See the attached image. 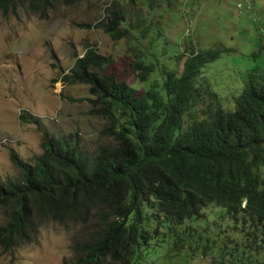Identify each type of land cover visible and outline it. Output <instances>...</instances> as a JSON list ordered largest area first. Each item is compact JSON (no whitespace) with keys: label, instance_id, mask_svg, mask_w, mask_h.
<instances>
[{"label":"trees","instance_id":"1","mask_svg":"<svg viewBox=\"0 0 264 264\" xmlns=\"http://www.w3.org/2000/svg\"><path fill=\"white\" fill-rule=\"evenodd\" d=\"M56 1L0 0V12L18 3L45 18ZM180 4L109 0L97 24L83 25L124 48L135 81L108 73L111 57L91 47L75 57L59 81L88 86V113L104 118L109 142L86 155L76 134L44 133L33 164L9 151L17 176L0 183L1 251L31 244L51 221L74 228L64 264H138L163 247L264 264V63L241 77L233 106L201 77L228 50L184 46L175 70L160 64L154 20L168 12L174 24L162 29L176 31L192 15Z\"/></svg>","mask_w":264,"mask_h":264},{"label":"rangeland","instance_id":"2","mask_svg":"<svg viewBox=\"0 0 264 264\" xmlns=\"http://www.w3.org/2000/svg\"><path fill=\"white\" fill-rule=\"evenodd\" d=\"M179 1V9L184 7L182 2L186 3L195 16L186 22L178 21L176 31L175 28L162 29L166 23L174 24L168 12L165 18L157 17L154 21H159L153 22V28L161 23L162 35H154L153 54L160 64L175 70L184 46H193L195 51L228 50L208 63L201 77L224 101L229 100L225 105L233 106L230 96L239 94L241 77L264 63V0H249L253 11L243 10L241 14L237 8L241 0ZM108 4L109 0L80 3L57 0L45 18L18 3L14 10L7 8V14L0 12V183L17 176L9 151L33 164L42 152L40 144L45 132L53 137L76 134L86 155H91L97 145L109 142L104 137V118L88 113V86L63 85L59 81L74 64L75 57L91 47L98 54L111 57L108 73L129 85L134 83L136 74L127 71V59L131 57L125 56L124 48L102 30L83 27L97 24ZM153 13L156 12L153 10ZM190 21H193V34L186 43L183 36ZM32 118L36 122H30ZM3 223L0 211V226ZM73 229L68 227L65 231L49 221L40 228L37 239L31 244L11 254L0 250V264L70 263ZM209 254L195 249L194 253L176 255L163 247L144 253L138 264H213L212 260H217Z\"/></svg>","mask_w":264,"mask_h":264},{"label":"clouds","instance_id":"3","mask_svg":"<svg viewBox=\"0 0 264 264\" xmlns=\"http://www.w3.org/2000/svg\"><path fill=\"white\" fill-rule=\"evenodd\" d=\"M183 6H184V4H182ZM185 8H187L186 6H184V10L186 11V12H191V16L189 17V19H193L194 18V16H195V13L193 12V11H191L190 9H185ZM237 8H238V10H240L239 11V14H241L242 13V11L243 10H246V11H249V12H252L253 11V7H252V4H251V2L249 1V0H241V2H239L238 4H237ZM189 19H187L186 21H188ZM185 21V22H186ZM192 26H193V21H190V22H187V28L185 29V31H184V36H183V39H185L186 40V42H188V41H190L191 40V36H192V34H193V31H192ZM157 28L159 29V27H155L154 29L155 30H157ZM263 32H264V30H262ZM155 35V34H154ZM154 35H151L152 37H154L155 38V36ZM160 36V35H159ZM150 41V40H149ZM185 48H183L182 50H184ZM84 52H85V50H84ZM84 54V53H83ZM82 54V55H83ZM82 55H80L79 57H81ZM78 56V55H77ZM46 133V132H45ZM44 134V133H43ZM46 134H48V133H46ZM48 135H50V134H48ZM51 136V135H50ZM55 138H58V137H55ZM21 247V246H20ZM19 248V247H18ZM17 249V248H16ZM15 250V249H14ZM14 250H12L11 252H3V251H1L2 253H4V254H11Z\"/></svg>","mask_w":264,"mask_h":264},{"label":"crops","instance_id":"4","mask_svg":"<svg viewBox=\"0 0 264 264\" xmlns=\"http://www.w3.org/2000/svg\"><path fill=\"white\" fill-rule=\"evenodd\" d=\"M262 29H264V28H262ZM262 33L264 34V32L262 31Z\"/></svg>","mask_w":264,"mask_h":264}]
</instances>
